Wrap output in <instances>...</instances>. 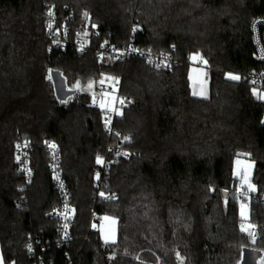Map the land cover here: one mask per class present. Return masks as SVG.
<instances>
[{"label": "trees", "instance_id": "16d2710c", "mask_svg": "<svg viewBox=\"0 0 264 264\" xmlns=\"http://www.w3.org/2000/svg\"><path fill=\"white\" fill-rule=\"evenodd\" d=\"M49 3L58 15L73 13L71 38L87 23L86 55L73 48L64 53L50 49L43 36V8ZM256 19H264V0H0L4 264H31L22 250L31 236L54 239L48 212L58 198L45 153L36 147L45 141L59 149L74 212L68 246L51 244L47 250L46 257L56 264L67 259L72 264H237L243 247L264 251V201L249 208L257 234L250 245L238 226L231 177L233 158L243 155L254 163L256 194L264 192V103L242 78H228L264 70L252 41ZM134 20L139 31L133 44L157 52L174 47L176 66L156 70L136 58L96 61L103 38L117 49L126 45ZM192 54L206 67L205 98L190 94ZM49 70L60 71L68 85L113 74L119 93L130 99L114 121L122 138H130L124 139L129 157L111 166L101 186L113 199L96 197L93 181L95 159L108 143L100 110L87 94L59 103ZM17 140L34 146L29 185L17 173ZM91 215L97 218L95 226H90ZM105 215L117 222L112 245L100 240L97 229Z\"/></svg>", "mask_w": 264, "mask_h": 264}, {"label": "built area", "instance_id": "2783aa9c", "mask_svg": "<svg viewBox=\"0 0 264 264\" xmlns=\"http://www.w3.org/2000/svg\"><path fill=\"white\" fill-rule=\"evenodd\" d=\"M49 12L52 15H49ZM44 18V39L49 43L50 49L64 53L68 48H73L78 55L84 56L90 48V42L87 37H83L80 32H77L74 38H71V24L73 22V13L66 11L64 15H58L53 4H46L43 8ZM51 25V27H49ZM136 31H133V29ZM139 31V26L134 20L130 26L126 45L117 49L111 43L109 38H103L97 48L96 61L102 62H117L123 63L128 58H136L142 61L145 65L156 70H169L171 67L178 64L175 57L174 47H170L166 52H157L151 48H140L133 44L136 33ZM252 41L255 49L256 58L264 61V19H256L251 24ZM92 35L96 36L95 30ZM151 61V63L149 62ZM204 63V62H203ZM157 65H160L157 67ZM199 65L203 66L201 62ZM205 68V64L203 66ZM242 78L252 88L264 90V70L251 71L246 74H235ZM89 96L98 101L103 120V131L108 138V143L105 146L103 153L100 155L103 159L102 164H96L97 168L93 175L96 197L103 198L104 201L112 197L111 193H103L101 196V186L104 177L107 176L110 168L118 159H127L128 152L124 149V139L119 131L114 128V121L118 118L120 112L127 106L130 99L119 93V78L113 77L110 79H102L95 85V89L89 92ZM123 101V103H121ZM110 105V106H109ZM117 133L119 135H117ZM54 144L55 148L49 145ZM44 151L47 156V169L50 175L53 189L58 198V204L53 206L48 212V217L54 222V239L41 238L34 235L28 238L23 244L22 250L26 257L31 261V264H56L54 258H47V250L51 244L56 248L67 247L70 240V227L73 222V206L72 194L63 177L61 168V158L57 145L50 141H45L36 146ZM34 146L26 140H17L14 144V159L16 163L17 173L23 178L25 185H29L32 181L33 171L30 167V157ZM127 153V155H125ZM19 158V159H18ZM235 199L238 204L249 209L255 203H263L264 192L261 194L249 193L244 188L236 189ZM97 218L91 215L90 226H95L94 220ZM251 231L256 238V227L249 221H239V229L241 225ZM65 225L67 228L65 229ZM253 226V227H250ZM248 239L251 238L247 231H241ZM65 233L67 234L65 236ZM31 244L32 251L29 252L28 245ZM66 258V256H65ZM8 264H12L9 262ZM64 264H72L70 260H66Z\"/></svg>", "mask_w": 264, "mask_h": 264}, {"label": "rangeland", "instance_id": "374dc122", "mask_svg": "<svg viewBox=\"0 0 264 264\" xmlns=\"http://www.w3.org/2000/svg\"><path fill=\"white\" fill-rule=\"evenodd\" d=\"M86 20L84 19V22ZM81 35L83 37H87L90 34V30L88 29L87 23L84 24L83 29L81 30ZM195 57V58H194ZM201 62L202 65L204 66V61L198 56L197 54H192L189 57V63L190 65H198V63ZM202 66V67H203ZM204 75L207 78V71L206 67L204 68ZM51 77V78H49ZM115 77L113 74L109 73H101L96 78H91L86 80L84 83H79L75 82L72 85H68L64 76L62 73L58 70H49L47 72V79L52 83L53 86V92H54V97L57 99L59 103L61 101H65L66 103L73 98L74 96L80 95V94H87L89 95V92L94 91L95 85L98 81L104 79H110ZM89 84H91V87H89ZM252 94L261 102L264 103V90L259 91L252 89ZM207 95H205L206 97ZM93 103L98 107V101L93 99ZM65 104V103H62ZM110 106V105H109ZM263 122H264V117H263ZM100 156V155H98ZM46 162H47V156L45 154ZM97 159V157H96ZM95 159V165L97 164ZM253 168H254V163L246 158L243 155H238L233 158L232 165H231V177L235 183V188H244L246 189L249 193H254L256 194L257 188L256 186L252 183V173H253ZM249 185H253L255 190H249ZM243 212V216L242 213ZM237 214L238 217L241 221H249V209L247 208H242V205L238 204L237 206ZM250 223V222H249ZM252 224V223H250ZM255 226L254 224H252ZM256 227V226H255ZM250 245H253L251 240H249ZM256 254L258 256V259L253 261L252 256ZM1 256V254H0ZM237 264H264V251L256 250L251 247H243L241 249L240 253V260L238 261Z\"/></svg>", "mask_w": 264, "mask_h": 264}, {"label": "crops", "instance_id": "0c3cea01", "mask_svg": "<svg viewBox=\"0 0 264 264\" xmlns=\"http://www.w3.org/2000/svg\"><path fill=\"white\" fill-rule=\"evenodd\" d=\"M187 78L192 97L200 99L208 95V80L204 75L203 67L199 65V63L198 65L189 66ZM97 229L99 231L100 240L104 244L112 245L116 242L117 222L113 217L106 215L100 217L98 219Z\"/></svg>", "mask_w": 264, "mask_h": 264}, {"label": "snow or ice", "instance_id": "6c2138e0", "mask_svg": "<svg viewBox=\"0 0 264 264\" xmlns=\"http://www.w3.org/2000/svg\"><path fill=\"white\" fill-rule=\"evenodd\" d=\"M49 15H52V13L51 12H49ZM85 15L87 16V13H85ZM49 27H51V25H49ZM133 31H136V29L134 28L133 29ZM195 58V57H194ZM150 63H151V61H149ZM206 63V62H205ZM160 65H157V67H159ZM49 78H51V77H49ZM229 79H232V80H238L239 79V77L238 76H235V75H232V74H229V77H228ZM89 87H91V84H89ZM195 94V93H194ZM61 103H66L65 101H61ZM121 103H123V101H121ZM117 135H119L118 133H117ZM126 141L127 140H129L130 138L129 137H125L124 138ZM50 147H52V148H55V145L54 144H51V145H49ZM125 155H127V153H125ZM19 159V158H18ZM96 162H97V164H102L103 163V159H102V157H100V156H97V159H96ZM249 190H255L254 189V186L253 185H249ZM104 194L103 193H101V196H103ZM109 199H113L114 197H108ZM244 206L242 205V208H243ZM242 214V216L244 215L243 214V212L241 213ZM250 227H253V226H250ZM67 228V225H65V229ZM241 231H247L248 232V235H249V237L251 238V242L253 243V244H255V235L251 232V231H249L248 229H246L245 227H244V225L242 224L241 225ZM67 234L65 233V236H66ZM106 243H107V241H106ZM28 250H29V252H31L32 251V246H31V244H29L28 246ZM0 264H4V261H3V257L2 256H0ZM12 264H15V262H12Z\"/></svg>", "mask_w": 264, "mask_h": 264}, {"label": "water", "instance_id": "95a60500", "mask_svg": "<svg viewBox=\"0 0 264 264\" xmlns=\"http://www.w3.org/2000/svg\"><path fill=\"white\" fill-rule=\"evenodd\" d=\"M224 194H225V192H224Z\"/></svg>", "mask_w": 264, "mask_h": 264}]
</instances>
